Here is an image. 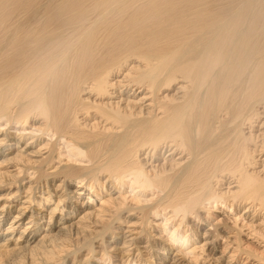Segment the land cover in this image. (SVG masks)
Here are the masks:
<instances>
[{"label": "bare ground", "instance_id": "6f19581e", "mask_svg": "<svg viewBox=\"0 0 264 264\" xmlns=\"http://www.w3.org/2000/svg\"><path fill=\"white\" fill-rule=\"evenodd\" d=\"M0 264H264V0H0Z\"/></svg>", "mask_w": 264, "mask_h": 264}, {"label": "rangeland", "instance_id": "374dc122", "mask_svg": "<svg viewBox=\"0 0 264 264\" xmlns=\"http://www.w3.org/2000/svg\"><path fill=\"white\" fill-rule=\"evenodd\" d=\"M214 223V222H213Z\"/></svg>", "mask_w": 264, "mask_h": 264}]
</instances>
